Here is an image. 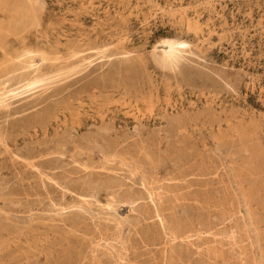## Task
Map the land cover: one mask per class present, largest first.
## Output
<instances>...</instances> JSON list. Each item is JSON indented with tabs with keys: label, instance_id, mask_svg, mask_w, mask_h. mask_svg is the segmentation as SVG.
Returning <instances> with one entry per match:
<instances>
[{
	"label": "rangeland",
	"instance_id": "374dc122",
	"mask_svg": "<svg viewBox=\"0 0 264 264\" xmlns=\"http://www.w3.org/2000/svg\"><path fill=\"white\" fill-rule=\"evenodd\" d=\"M23 1L58 60L0 103V264H264V0Z\"/></svg>",
	"mask_w": 264,
	"mask_h": 264
},
{
	"label": "bare ground",
	"instance_id": "6f19581e",
	"mask_svg": "<svg viewBox=\"0 0 264 264\" xmlns=\"http://www.w3.org/2000/svg\"><path fill=\"white\" fill-rule=\"evenodd\" d=\"M18 4H20V6H18ZM39 6L40 4L36 2L27 4L23 0H14V2L13 0H0V7L7 14L5 26H1L0 30L5 34L23 37L28 34L31 28L37 29L40 26V17L38 15ZM160 44L162 49L159 52H154V61L163 69H174L179 62L180 52H182V50L184 51L182 48L188 46V44L183 40L170 38L163 39L160 41ZM154 47L156 49L158 46ZM0 49L3 54L0 60V74L9 75L8 78H11L10 80L16 81L7 91L0 88V103H2L3 100L12 99L18 93L24 94L28 91V88L33 89L32 86L38 84V81L50 78L52 74L42 72V66L47 62L58 60V57L52 58L49 52L42 49L33 51L25 48L20 55H13L12 52L8 51L7 44L3 40H0ZM96 53L102 54V51ZM75 57L79 65H86L87 61H92V55H80L74 52L70 58ZM72 65L73 64H68V66L74 68L75 66ZM30 71L32 73H30ZM44 84H38L37 86L42 87ZM51 119L52 116L46 117V123L50 122Z\"/></svg>",
	"mask_w": 264,
	"mask_h": 264
}]
</instances>
